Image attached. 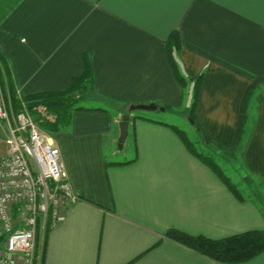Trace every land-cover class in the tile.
I'll return each mask as SVG.
<instances>
[{"label": "crops", "instance_id": "crops-1", "mask_svg": "<svg viewBox=\"0 0 264 264\" xmlns=\"http://www.w3.org/2000/svg\"><path fill=\"white\" fill-rule=\"evenodd\" d=\"M173 33L180 72L203 74L198 124L185 111L192 85H181L167 57ZM0 49L21 99L65 91L85 61L93 75L85 110L54 134L79 199L49 221L42 264H225L166 230L212 239L264 230V0H0ZM256 82L236 148L248 176L259 179L256 192L233 195L170 125L180 127L153 113H131L118 147L127 106L154 103L162 116L181 114L201 127L215 150L231 149ZM6 137L0 122V156ZM11 215L15 228L25 226L21 205ZM237 264H264V251Z\"/></svg>", "mask_w": 264, "mask_h": 264}, {"label": "built area", "instance_id": "built-area-1", "mask_svg": "<svg viewBox=\"0 0 264 264\" xmlns=\"http://www.w3.org/2000/svg\"><path fill=\"white\" fill-rule=\"evenodd\" d=\"M0 122L7 131L0 156V228L4 236L0 264H35L40 252L36 231L54 225L67 202L79 199L54 135L40 125L25 103L14 111L0 85ZM21 205L25 226L15 228L11 208Z\"/></svg>", "mask_w": 264, "mask_h": 264}, {"label": "trees", "instance_id": "trees-1", "mask_svg": "<svg viewBox=\"0 0 264 264\" xmlns=\"http://www.w3.org/2000/svg\"><path fill=\"white\" fill-rule=\"evenodd\" d=\"M179 49V37L178 34L173 33L169 36L167 41V57L172 68V71L181 83L183 87H186L188 83L191 86L190 102L186 108V113L189 118L194 120L196 124L195 108L198 103L199 93L203 74L187 77L184 76L179 69V66L175 59V52ZM0 84L5 92V97L10 104V107L17 111L21 106V102L31 109L38 120L41 121L40 125L50 134H55L64 128L70 120V115L73 111L85 110L81 106V101L85 96L88 89L93 87V75L91 72L90 65L87 61L84 62L83 72L79 77L71 79L69 87L62 92H43L33 94L21 99L18 96L16 87L12 78L11 64L8 58L3 54L0 49ZM260 83H252L247 91V94L243 101V108L240 123L238 126L235 145L226 151L233 152L237 150V146H240L242 137L246 134L245 122L247 119L246 108L251 98L253 90ZM7 93H6V91ZM77 94H79L77 96ZM50 105H57V110H50ZM157 106H160L156 104ZM167 108V107H165ZM34 109V110H33ZM49 117V118H47ZM170 127L179 136L188 151L208 166L213 172H215L221 181L227 186V188L237 198H242L237 186L227 177L217 164V162L208 154L201 152L185 133L174 125ZM200 132L205 137L202 128L199 127ZM49 233V221L45 224L44 229L41 233L40 227L38 226L36 231V242L42 238V244L40 248V259L38 264L43 262V252L46 244V239ZM165 235L177 242H180L195 251L225 264H237L245 262L259 253L264 251V230H249L238 234L230 235L223 238L212 239L201 235H190L177 229H168ZM4 236L0 235V248L3 247ZM38 246V245H37ZM38 248V247H37ZM37 264V263H35Z\"/></svg>", "mask_w": 264, "mask_h": 264}, {"label": "rangeland", "instance_id": "rangeland-1", "mask_svg": "<svg viewBox=\"0 0 264 264\" xmlns=\"http://www.w3.org/2000/svg\"><path fill=\"white\" fill-rule=\"evenodd\" d=\"M50 110H57V105H50ZM34 110V109H33ZM131 113H134V111H131ZM135 113H149L152 115H158V117H163L165 121H171L174 122V124H177L180 129L185 133V135L191 140V142L201 151L208 155H210L219 165L222 172L231 179V181L237 186L238 189H240L242 192L247 193L246 191L253 189L254 192L256 190H259V187L261 186L260 183L257 181L259 179H256L254 177L248 176V171L246 170L245 166L242 164L241 154L239 153L238 149L234 150L233 152H228L226 150L217 151L213 147H211L209 144H207L203 138V135L200 131L196 130L193 126V123L189 118H183L181 114L175 115L167 113L162 116L160 112L156 111H144V110H135ZM136 116H133V118ZM49 118V117H47ZM121 157L123 155V152L119 154ZM246 174L247 180H245L244 175ZM254 196V195H253ZM264 196V194H263ZM0 235L2 234L1 228H0Z\"/></svg>", "mask_w": 264, "mask_h": 264}, {"label": "water", "instance_id": "water-1", "mask_svg": "<svg viewBox=\"0 0 264 264\" xmlns=\"http://www.w3.org/2000/svg\"><path fill=\"white\" fill-rule=\"evenodd\" d=\"M135 110H144V111H163L164 107L157 106L154 103H139V104H129L126 108V112L121 115V119L118 123L119 127V136H118V147L123 146L128 133V121L130 117V112Z\"/></svg>", "mask_w": 264, "mask_h": 264}]
</instances>
